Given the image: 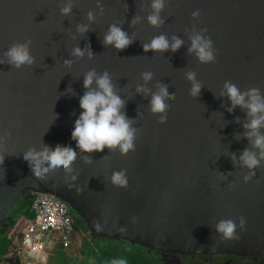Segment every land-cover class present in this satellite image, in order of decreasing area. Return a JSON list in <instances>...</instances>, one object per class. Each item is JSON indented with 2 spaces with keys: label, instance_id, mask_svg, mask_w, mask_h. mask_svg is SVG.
<instances>
[{
  "label": "water",
  "instance_id": "water-1",
  "mask_svg": "<svg viewBox=\"0 0 264 264\" xmlns=\"http://www.w3.org/2000/svg\"><path fill=\"white\" fill-rule=\"evenodd\" d=\"M68 2L0 0V222L27 192L47 193L64 201L92 235L161 254L264 255V160L254 170L240 161L246 149L259 155L244 127L251 118L239 106L230 112V99L221 95L226 81L264 94V0H165L159 26L148 22L152 0H71V13L63 15ZM112 24L133 38L130 46L104 43ZM197 33L213 41V63L189 52ZM161 34L184 43L175 52L145 51ZM29 40L35 61L16 69L6 52ZM77 47L85 52L81 59L72 55ZM91 69L107 70L126 101L123 111L138 130L127 155L108 148L82 153L71 137ZM144 71L154 74L147 83ZM190 71L202 85L197 97L190 94ZM160 84L175 94L166 123L150 111ZM139 85L151 91L138 92ZM45 146L73 147L72 172L35 177L24 152ZM120 170L126 186L112 183ZM241 216L247 224L238 228L239 239H221L216 225L239 224Z\"/></svg>",
  "mask_w": 264,
  "mask_h": 264
},
{
  "label": "clouds",
  "instance_id": "clouds-1",
  "mask_svg": "<svg viewBox=\"0 0 264 264\" xmlns=\"http://www.w3.org/2000/svg\"><path fill=\"white\" fill-rule=\"evenodd\" d=\"M151 7L153 12L148 16V22L152 26H159L163 23L160 13L165 7V0H152ZM71 11L72 2L69 0V2L61 8V13L63 15H68ZM192 15L194 18H198L200 16V11L196 10ZM88 21H93L91 13L88 15ZM133 23H135V20ZM78 31L81 34H85L88 29L86 26L80 25L78 26ZM191 41L189 52H194L201 63H213L215 61L216 53L213 41L210 38H206L202 34L197 33L191 37ZM132 42L133 38L130 37L122 27L116 24L109 26V30L104 37V43L106 45H112L119 50L127 48ZM183 43L184 41L182 39L175 36L170 42L167 36L161 34L154 36L151 41L144 44L143 47L145 51L163 52L171 49L175 52L179 50ZM72 55L81 59L84 57L85 52L77 47L73 49ZM87 55L90 59L92 58L91 51H88ZM6 57L7 62L16 69H20L25 65H32L35 61V57L31 52V41L13 44L7 50ZM70 63V61H65V64L70 65ZM141 75L143 80L147 83L152 80L154 74L151 71H144ZM186 76L188 80L193 82L190 94L193 97L199 96L202 85L197 82L196 73L190 71ZM83 83L88 91L80 97L79 103L82 111L75 120L74 129L71 133V137L76 142V146L82 153H91L94 151L102 152L105 148L119 150L121 155H127L129 151H134L138 130L133 126V120L129 119L126 112L123 111L126 101L118 94L112 80V75L107 70L99 74L95 69H91L86 73ZM94 84L95 87H93ZM158 87L159 90L157 92L151 93L150 111L155 115H159L160 123H166L168 119L167 113L171 107L168 101L175 99V94L170 93L168 91V86L165 84H160ZM137 91L149 93L151 90L144 85H139ZM221 95H227L230 99L232 104V107L229 108L230 112L233 111L235 107L239 106L246 109L248 116L251 118L244 127L248 129L246 136L252 139L253 146L260 150L259 155L254 151L246 149L242 153L240 161L247 168L254 170L260 165L261 160H264V132H261V129L264 128V94H262L261 90L258 88H250L247 91H241L236 84L231 81H226L224 84V91L221 92ZM77 155V151L70 146L67 148H61L60 146L51 148L50 146H45L40 150L30 148L24 152L23 158L28 162L34 176L39 179H44L49 173L54 171L64 170L65 172H72V165L76 161ZM90 159V157H85L86 161L90 162ZM3 161L4 158L0 159V164H2ZM252 175H255L254 171L251 175L245 176L244 181L248 182ZM72 179L75 180L76 177L73 176ZM111 180L115 185L126 186L128 183L126 170L114 172ZM33 194L35 198V195L38 193L30 192L29 196ZM246 224V218L241 216L239 224L231 219L221 220L216 225V229L221 234V239H239L237 230L238 228L244 230ZM23 234L15 240V248L9 253L8 259L4 262H0V264H31L30 262L33 261V259L36 260L37 264H56L52 262V257L56 248L62 246V248L68 251L77 240V235L79 238L80 235L82 236V233L75 228L72 243L67 248H65L62 242L48 237L46 240L45 252L37 254L28 251V249L24 247L22 243ZM90 235L92 234L90 233ZM20 252H22V255ZM24 255L30 258L24 260ZM112 264H127V262L121 258L113 260Z\"/></svg>",
  "mask_w": 264,
  "mask_h": 264
},
{
  "label": "trees",
  "instance_id": "trees-1",
  "mask_svg": "<svg viewBox=\"0 0 264 264\" xmlns=\"http://www.w3.org/2000/svg\"><path fill=\"white\" fill-rule=\"evenodd\" d=\"M24 194L8 218L0 222V262L8 259L20 237L34 217L31 209L34 194ZM75 228L82 233L81 246L75 254L58 246L52 262L56 264H112L115 259H124L127 264H161L159 254L137 244L115 240L99 235H90L83 222L75 216Z\"/></svg>",
  "mask_w": 264,
  "mask_h": 264
},
{
  "label": "built area",
  "instance_id": "built-area-1",
  "mask_svg": "<svg viewBox=\"0 0 264 264\" xmlns=\"http://www.w3.org/2000/svg\"><path fill=\"white\" fill-rule=\"evenodd\" d=\"M34 218L23 234V245L28 251L45 252L46 240L52 237L67 248L75 233V217L69 206L54 195L38 193L32 203Z\"/></svg>",
  "mask_w": 264,
  "mask_h": 264
},
{
  "label": "flooded vegetation",
  "instance_id": "flooded-vegetation-1",
  "mask_svg": "<svg viewBox=\"0 0 264 264\" xmlns=\"http://www.w3.org/2000/svg\"><path fill=\"white\" fill-rule=\"evenodd\" d=\"M158 254V261L161 264H264V255L238 256L229 254Z\"/></svg>",
  "mask_w": 264,
  "mask_h": 264
},
{
  "label": "rangeland",
  "instance_id": "rangeland-1",
  "mask_svg": "<svg viewBox=\"0 0 264 264\" xmlns=\"http://www.w3.org/2000/svg\"><path fill=\"white\" fill-rule=\"evenodd\" d=\"M81 235H80V238L78 237V235H77V237H76V241H75V243H74V245L72 246V248H70V250H71V252L73 253V254H75V251H77L78 249H79V247L81 246ZM20 254L22 255V252H20ZM26 258H30V257H28V256H23V259L25 260ZM31 264H37V262H36V260L35 259H33V261H31L30 262ZM7 264V263H6Z\"/></svg>",
  "mask_w": 264,
  "mask_h": 264
}]
</instances>
